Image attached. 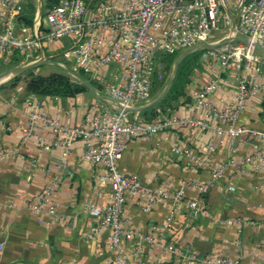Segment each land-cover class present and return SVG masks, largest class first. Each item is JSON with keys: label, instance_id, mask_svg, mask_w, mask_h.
Here are the masks:
<instances>
[{"label": "built area", "instance_id": "built-area-1", "mask_svg": "<svg viewBox=\"0 0 264 264\" xmlns=\"http://www.w3.org/2000/svg\"><path fill=\"white\" fill-rule=\"evenodd\" d=\"M28 1L0 0V68L15 56L14 66L33 61L53 63L70 78L80 80L84 74L97 85L92 87L95 100L72 125L40 110L38 100H27L23 137L33 134L37 122L48 127L56 137L48 141L38 136V141L42 150L60 146L61 158L55 165L62 169L72 142L76 138L83 142L81 157L91 165L102 166L103 172L96 177L99 183L107 184L109 196L105 204H85L87 213L97 218L98 228L107 230L105 247L112 251L95 264H137L125 256L126 243L133 241V254L142 243H159L170 228L177 203L185 205L189 217L197 216L203 208L201 193L220 175L223 166L210 168V176L203 183L181 179V184L198 191L197 196L184 198L181 186L173 189L169 181L147 186L135 173L122 171L118 162L132 138L150 140L181 126L225 133L230 148L235 137L242 134L264 137V129L239 122L247 100L264 92V0H58L43 13L34 2L27 24L18 15ZM53 42H58V47H52ZM188 53H196L198 60L213 65L210 71L214 74L189 93L196 112L180 115L164 105L153 118L132 113V104L151 98L153 83L161 76V54ZM227 71L234 76L229 100L217 107L207 96L226 83L220 73ZM261 104L256 106L258 111ZM171 150L193 160L187 148L172 145ZM257 159L264 160V153L245 155L238 163L254 165ZM58 180L55 174L43 185L37 201L31 204L32 212L53 214L56 202L51 195ZM226 187L233 189L230 184ZM135 194L145 196L143 209L155 200H168V214L155 236L128 226L122 215L125 201ZM165 247L172 249L171 245ZM260 251L264 264V238ZM182 256L199 264H241L236 255L183 252Z\"/></svg>", "mask_w": 264, "mask_h": 264}, {"label": "crops", "instance_id": "crops-1", "mask_svg": "<svg viewBox=\"0 0 264 264\" xmlns=\"http://www.w3.org/2000/svg\"><path fill=\"white\" fill-rule=\"evenodd\" d=\"M58 44L52 43L56 47ZM197 58L191 61L188 80L175 99L160 104V96L153 101L156 95L149 99L150 103L132 104L130 111L149 118L164 105L180 115L196 112L189 93L214 74L210 71L211 63ZM220 78L226 83L207 96L217 107L229 100L233 72H221ZM83 79L91 84L90 80ZM81 84L84 88L71 94L27 93L25 79L0 88V264H95L112 253L105 247L107 230L99 229L97 218L85 209L86 203L109 201L107 184L99 183L96 177L103 172L102 166L91 165L81 157L83 142L79 138L72 142L64 158L66 171L56 166L61 148L52 145L48 150L41 149L38 136L48 141L56 137L41 122L34 126L33 134L23 137L26 102L30 98L38 100L39 109L60 123L78 122L96 98L90 86ZM263 96L264 92L259 91L247 100L240 123L264 129ZM258 104L263 105L261 111L256 109ZM172 145L187 148L193 160L182 152L172 151ZM259 153H264V137L242 134L235 137L230 148L229 136L225 133L183 126L160 132L150 140L140 136L129 140L118 162L119 168L135 173L147 186L163 181H169L173 189L181 186L184 198L195 197L198 191L189 184H181V179L203 183L210 176V168H223L201 193L203 208L197 216L189 217L185 205L177 203L170 228L159 243H142L133 254L134 244L130 240L124 247L125 256L137 264H199L182 256L183 252H194L197 256L236 255L241 264H261L264 160L257 159L254 165L238 163L245 155ZM55 174L59 175V180L51 195L56 202L53 214L45 211L35 214L31 204L37 201L41 188ZM227 184L233 189L228 190ZM144 202L145 196L128 197L122 215L128 226L155 236L168 214L169 203L161 198L143 209ZM166 245H171L172 249H167Z\"/></svg>", "mask_w": 264, "mask_h": 264}, {"label": "rangeland", "instance_id": "rangeland-1", "mask_svg": "<svg viewBox=\"0 0 264 264\" xmlns=\"http://www.w3.org/2000/svg\"><path fill=\"white\" fill-rule=\"evenodd\" d=\"M31 2L39 4L40 13H43L46 10L43 0H31ZM31 6H26L24 10L30 12ZM52 47L56 46L52 45ZM176 56L177 54H161L159 60L162 65L160 68L161 76L153 83L151 89V98L158 95L167 82H170L165 92L158 98L160 104L168 103L170 100L175 99L177 95L182 92L184 86V74L188 71L191 61L193 62V60L197 58L196 53H188L184 55V58L182 57V59L179 60L174 67V61L178 57ZM13 59H15V56H13L11 61H9L5 66L0 68V75L14 70L15 67ZM36 66L23 71L12 72V74L7 78L0 80V88L9 87L14 81H17L18 79L31 80L32 78H34L33 80L39 82V88H42L43 92L45 93H60L62 91L69 90H71V92H69L72 93V90L79 88L80 86L82 87L83 85L81 84L80 80L74 79L73 77L70 78L68 75L61 72V70H59V68L53 63L38 64ZM83 76L89 79L86 75L83 74ZM90 82L91 84L88 83L89 86H94L96 84L94 80H90Z\"/></svg>", "mask_w": 264, "mask_h": 264}, {"label": "trees", "instance_id": "trees-1", "mask_svg": "<svg viewBox=\"0 0 264 264\" xmlns=\"http://www.w3.org/2000/svg\"><path fill=\"white\" fill-rule=\"evenodd\" d=\"M58 0H43L44 3V7L47 9L49 6H51L53 3L57 2ZM87 1V0H85ZM31 6V11H27L24 10V8L27 6ZM34 2L28 1L26 4L23 5L22 7V12L18 15V18L21 19L24 23H30L31 21V17H32V13L34 10ZM188 72H185L184 74V82H186L188 80L187 77ZM34 78H32L31 80H26V90L27 93H40V94H44L45 92H43L42 88H39L40 84L38 81L33 80ZM183 82V85H184ZM66 88V87H65ZM84 88V86L82 85V87L80 86L79 88H76L74 90H72V93H74L75 91H78L80 89ZM71 92V90H69ZM69 91H62V92H58V94H71ZM145 119H149V117H144Z\"/></svg>", "mask_w": 264, "mask_h": 264}, {"label": "water", "instance_id": "water-1", "mask_svg": "<svg viewBox=\"0 0 264 264\" xmlns=\"http://www.w3.org/2000/svg\"><path fill=\"white\" fill-rule=\"evenodd\" d=\"M38 5H39V4H38ZM179 55H181V57L183 56V54H179ZM179 55H177V56H179ZM177 56H176V57H177ZM180 59H181V58H180ZM180 59H179V60H180ZM38 64H39L38 61H33V62H30V63L24 64V65H21V66H14L15 68H14L13 72L23 71V70H25V69L32 68V67H34V66H36V65H38ZM80 81H81L82 83L86 84V85L89 87L88 83H86L84 79H80ZM169 82H170V81L167 82V84L164 86V88L162 89V91L160 92V94H158V96L155 97L153 101H155L159 96H161V95L165 92V90L167 89V87H168V85H169ZM90 88H92V87L90 86ZM92 90H93V89H92ZM153 101H152V102H153ZM149 103H150V101H149ZM130 109H131V108H130Z\"/></svg>", "mask_w": 264, "mask_h": 264}, {"label": "bare ground", "instance_id": "bare-ground-1", "mask_svg": "<svg viewBox=\"0 0 264 264\" xmlns=\"http://www.w3.org/2000/svg\"><path fill=\"white\" fill-rule=\"evenodd\" d=\"M180 58H181V55H179V56L175 59V61H174V67H175V65L178 63V61H179ZM174 67H173V68H174ZM12 72H13V70L8 71V72H6V73L0 75V80H3V79H5V78H7L8 76H10V75L12 74Z\"/></svg>", "mask_w": 264, "mask_h": 264}]
</instances>
